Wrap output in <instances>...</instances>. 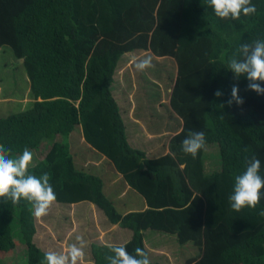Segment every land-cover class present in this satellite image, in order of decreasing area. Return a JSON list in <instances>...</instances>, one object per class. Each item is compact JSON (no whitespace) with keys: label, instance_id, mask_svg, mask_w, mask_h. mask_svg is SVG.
Segmentation results:
<instances>
[{"label":"trees","instance_id":"obj_1","mask_svg":"<svg viewBox=\"0 0 264 264\" xmlns=\"http://www.w3.org/2000/svg\"><path fill=\"white\" fill-rule=\"evenodd\" d=\"M251 3L255 14L221 19L208 0H0V46L11 48L23 63L34 101L26 111L0 119V145L11 158L25 148L33 153L28 172L48 173L56 209L71 218L72 206L94 205L110 224L132 233L126 244L115 246L133 255L142 248L151 264H162L152 260L164 255L147 250L148 232L173 235L180 245L201 252L186 264H264V216L259 215L264 189L255 208L236 212L228 199L246 160L259 159L264 177V95L247 90L246 75L237 79L228 69L241 44L264 39V0ZM137 53L176 63L170 107L184 126L171 140L170 154L155 161L129 146L126 112L120 113L110 90L123 57ZM82 58L96 60L99 70L91 66L86 78L84 72L73 77ZM77 80L85 81L83 96ZM233 85L242 105L227 104ZM189 132H204L206 138L195 158L181 147ZM82 143L90 155L83 163L78 161ZM211 146L218 147L221 166L207 174L205 153ZM94 154L92 159L105 157L144 199L145 211L118 210L104 180L92 174L88 162ZM4 199L0 256H12L19 241L28 264H41L45 251L34 242L38 223L32 205ZM109 246L92 244L96 264H109Z\"/></svg>","mask_w":264,"mask_h":264},{"label":"clouds","instance_id":"obj_2","mask_svg":"<svg viewBox=\"0 0 264 264\" xmlns=\"http://www.w3.org/2000/svg\"><path fill=\"white\" fill-rule=\"evenodd\" d=\"M251 1L253 0H208V4L221 19H239L241 13L245 16L256 13V6ZM130 60L136 70L141 72L153 67L151 55L144 58L131 56ZM228 69L237 79L246 75L249 81L247 90L264 95V87H261V82H264V39L241 44L237 54L229 58ZM214 95L220 97L222 93L217 90ZM230 95L231 98L227 101L229 106L233 102L237 105L244 103L237 85L232 86ZM205 146L204 132H189L181 142L182 151L193 158ZM32 159L33 153L27 148L21 155L11 158L9 150L0 145V198H5L4 203L10 200L14 205L24 199L32 205L34 216L40 218L48 214L56 195L48 173L37 177L28 172ZM260 167L259 159L252 157L246 160V169L235 177L233 192L228 198L232 210L239 212L245 206L255 208L260 202L261 189H264V177L259 174ZM259 215L264 216V210ZM76 241L69 245L66 253L51 250L45 252L41 264H78L84 256L86 242L82 236H77ZM109 250L112 253L106 256L109 264H151L148 254L142 248H136L134 255L124 246L110 245Z\"/></svg>","mask_w":264,"mask_h":264},{"label":"rangeland","instance_id":"obj_3","mask_svg":"<svg viewBox=\"0 0 264 264\" xmlns=\"http://www.w3.org/2000/svg\"><path fill=\"white\" fill-rule=\"evenodd\" d=\"M1 51V50H0ZM147 55L152 56V63L153 67L148 68L144 71H138L134 67L133 63L130 60V57L128 60H122L120 63V66L118 67V75L117 80L119 82L120 79L125 78L126 74H131L134 72V76L136 79V86H137V95L140 97L139 103H141V99L143 97L146 98L147 103L152 104L153 95L155 99L153 102H158L155 106L157 113H162L161 116H155V118H152V114L150 113L147 115L149 119H146L144 124H146L147 132H160L162 130V135L160 136L159 140L156 141L155 138L147 137L148 141L145 140L144 136L141 137V133L136 132V128L134 127L133 123H130L127 126V139L131 143L132 147H139V148H145L149 154L150 157H158L159 151L156 150L155 152H150L153 150V148L149 147V144L157 143L159 147L161 148H167L168 141L170 138V135L172 133H168V124L171 123V119L173 118L175 123L180 124L181 121L177 120L175 118V114L172 110H170V99H171V90L175 83V77L177 75L176 70V63L172 59H158L154 57L151 53H137L132 56H136L138 58H144ZM1 60V67H0V109L3 107L4 104H9V101H7L10 98H5L4 94L9 93V95L13 94L15 90L12 89L15 85L21 84L22 89L25 87L24 79H26V76L24 75V69H23V63L16 60V57L9 47H3L2 48V58ZM6 65L10 66L9 71L6 70ZM2 82V84H1ZM160 85L161 88L158 86ZM9 91H5L8 90ZM120 105L122 107H125V105L128 106V108L124 109L126 114L129 112H132V108H130L129 103L125 102L121 97L119 99ZM161 105L165 108H160ZM146 107V105H144ZM148 110V109H147ZM149 111V110H148ZM151 111V110H150ZM2 115H0L1 117ZM131 119L137 120L136 117H132ZM130 117L127 119L126 122H131ZM144 121V120H143ZM143 123L142 121H140ZM184 126V125H183ZM182 126V128H183ZM144 140H143V139ZM83 140H81L82 142ZM131 147V148H132ZM88 146L84 145L82 143L78 151L80 153V157L78 159L79 162L83 163L85 160H88L90 158V155L87 153H84L86 151ZM150 150V151H149ZM37 155L40 156V159H42L43 151L37 150L34 151ZM77 157V155H76ZM205 169L207 174H211L213 172L219 171L221 166L220 161V154L219 149L217 146H211L207 148V151L205 153ZM93 175H96L97 177H100L104 179L107 183V179H113L114 174L111 172V170L104 169L102 173L93 172ZM109 188H106V191H109ZM142 199V198H141ZM117 205V204H116ZM56 204L52 203L48 214L37 218V226H38V233L34 236V242L38 245V247L41 250H44L45 252L51 250L56 252H63V245L66 243V239L63 242L64 238L71 239L76 241V237H73L72 233H69L68 230L72 228V223L74 220L72 218L67 217L63 212L62 208L59 207L56 209ZM83 208L80 207L77 209V220H79V217L81 215V210ZM119 210V208H118ZM120 211V210H119ZM103 215V214H102ZM101 217V216H99ZM103 218L106 220L105 216L103 215ZM70 223V225H68ZM104 223L100 224L98 226V230L100 232L107 233L108 230L105 229ZM69 226V227H67ZM90 232V231H88ZM108 238L111 240V244L117 245L123 243L124 239L126 242H128V239H131L132 233L123 230L120 231L116 229L109 230ZM123 233V234H120ZM84 236H87L86 234H83L82 237L84 239ZM150 236H153L158 242L159 245H162L164 243V250L165 253H168V255H172L173 257L179 256L177 253H179L181 256V263L177 262V264H186L187 260L190 259L193 256H196L199 252L198 249H194L193 245L189 246H182L176 241V237L171 238L170 235H167L169 237H166L163 233H156V232H148L145 233L146 237V243L149 247H151ZM102 237V235H101ZM168 238V239H167ZM170 240V242H168ZM103 241V239H102ZM125 242V243H126ZM124 243V244H125ZM68 245V244H67ZM195 250L194 253H192L191 250ZM84 255H86L85 248H84ZM154 256H158L155 254L156 251H153ZM158 254H162L163 251L158 250ZM193 254V255H192ZM152 262H160L162 264L167 263L168 259L167 257L160 256L156 259H153ZM29 263V257L27 253V249L18 241V249L15 250L14 254L12 256H0V264H28Z\"/></svg>","mask_w":264,"mask_h":264},{"label":"crops","instance_id":"obj_4","mask_svg":"<svg viewBox=\"0 0 264 264\" xmlns=\"http://www.w3.org/2000/svg\"><path fill=\"white\" fill-rule=\"evenodd\" d=\"M2 48L3 47L0 46V50H1L0 51V58H2ZM132 55H134V54L126 55L125 57H123L122 60H128L129 57ZM91 66H92V69L94 71L99 70V66L96 63V60L93 61L91 58H88V59L82 58L81 60H79L77 66H74L75 71H73L72 76L76 72H78V73L84 72L85 78H86L87 73H88V69ZM0 67H1V60H0ZM9 69H10V66L6 65V70L9 71ZM118 71H119V69H117L116 75L114 77V85L110 89L112 96L114 97L117 105L120 108V113H122L124 111V109L128 108L127 105H125V107H122L120 105V101H119L120 97L125 102L129 103L130 108H132V110H133L132 112H130V110H129V112L126 115H123V118L125 121H126V118L128 119L129 117H130V119L132 117L137 118V120L131 119V122H126L125 123L126 129L130 123H133L134 127L136 128L137 134L141 133V137L144 136L146 141H148L147 137L155 138L156 141H158L160 136L162 135V133H161L162 130L160 132L148 133L147 128H146V124H144V122H146L145 121L146 119H149V117L151 118V116H149V117L147 116L150 113L152 114V118H155V116L159 117L162 115V113L156 112L155 106L158 102H153V100L155 99V97L153 95V100L151 101L152 104L147 103L145 97H143L141 99V103H139L138 101H139L140 97H138V95H137V86H136L137 82H136V79L134 76V72L131 74H126L125 78L120 79L118 82V80H117ZM22 76L27 77L25 72H24V75H22ZM176 80H175L174 86L171 90V97H172V94L174 92ZM24 82H25V87L23 89L21 87V84H18L12 88V89L15 88V90H16V91H14L13 94H11V95H9V93L4 94L5 98H10V99L7 100V101H9V104H4L3 107L0 109V115H2L0 117V119L8 118L9 116H11L14 113L24 112L28 108L27 105L29 103L34 102L30 98L31 88H30V83H29L28 77L26 79H24ZM1 84H2V82H1ZM77 84H79V90H80L81 96H83V89L85 86V81L80 82L77 80ZM158 86L161 88L160 85H158ZM5 91H9V89L5 90ZM170 101H171V99H170ZM144 105H146V107ZM160 108L164 109V112H165V108L161 105V103H160ZM169 109L171 110V107ZM175 118L177 120H180L176 114H175ZM140 121H142L143 123H141ZM182 126H183L182 121L180 124H177V123H175L173 118L171 119V123L168 124V133H172V134L170 135L169 141L167 143L168 146L166 149L159 147V145L157 143L149 144V147L153 148L152 151L149 150L150 152H155L156 150L159 151L158 157H150L145 148H143V147L142 148L132 147V145L128 139H127V141H128L129 146L132 147V149L144 153L147 160H149V161L159 160V159L167 157L170 154L169 144H170L171 140L183 130ZM126 134H127V130H126ZM95 156H96V154L92 155L91 161L88 162L91 171H94V172L96 171L100 174L103 172L104 169H108V170H111V172L114 174V178L113 179H107V183L104 179L103 180H104V183L106 185V188L110 189L109 191L106 192V195L110 199L114 200V202H115L114 204H117L116 206L119 208V210H124V214L145 211L147 209V207H146V202L144 201V199L143 198L141 199V197L139 195H137V193L135 191H133L128 186V184L123 180L124 178L117 173L116 169L108 162V160L105 157L92 159ZM180 168L183 170L185 168V166H181ZM80 207H82L83 209L81 210V215L79 217V220H77L78 219L77 218V209ZM70 214H71L72 220H74V222L72 223V228L70 230H68L69 233L73 234L72 238H74L77 235L78 236H82L83 234L87 235V236H84V240L86 242V245L84 247L86 255H84L83 258L78 261V264H96L95 259L93 257V252H91L92 244L102 243V244L114 245V244L110 243L111 240H110V238H108L109 230L114 229L116 231V229H118V230L123 232V229H121L120 226H113L112 224L107 223L106 220L103 218L104 214L101 213L92 204L83 203L81 205L72 206ZM99 216H101V217H99ZM102 223H104V225H102V226H105V229L108 230L107 233L100 232L98 230V226ZM88 231H90V232H88ZM120 234H123V233H120ZM101 235H102V237H101ZM165 235H166V237H169V236H167L168 234H165ZM170 236H171V238H169V239H174L173 237H175L173 235H170ZM65 239H66V243L63 245V252L66 253L69 245L72 243H76L77 241L64 238L63 242L65 241ZM102 239H103V241H102ZM86 240H88V241H86ZM129 240L130 239H128V241ZM176 241H177V239H176ZM125 242H126V240L124 239L123 243L117 244V245H124ZM168 242H170V240H168ZM144 243H145V247L147 248V250L149 252H151L152 254L154 253L153 251H156L155 252L156 255H164V256L168 257L171 264H177V262L181 263L182 260L179 257V256H181L179 253H177V255H179V256H175V257H173L172 255H168V253H165V250L163 248L165 246L164 243L162 245H159V242L153 236H150L149 243H151V247H149L146 243V237H145V233H144ZM189 245H191V244H187L185 246H189ZM158 250L163 251V253L158 254L157 253ZM191 251H192V253H194L195 250L192 249ZM200 253H199V255H200ZM193 257H195V256H193Z\"/></svg>","mask_w":264,"mask_h":264}]
</instances>
